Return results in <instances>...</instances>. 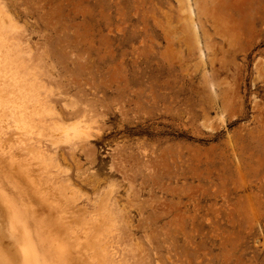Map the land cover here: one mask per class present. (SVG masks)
I'll list each match as a JSON object with an SVG mask.
<instances>
[{"label": "rangeland", "instance_id": "1", "mask_svg": "<svg viewBox=\"0 0 264 264\" xmlns=\"http://www.w3.org/2000/svg\"><path fill=\"white\" fill-rule=\"evenodd\" d=\"M0 94L15 264H264V0H0Z\"/></svg>", "mask_w": 264, "mask_h": 264}, {"label": "bare ground", "instance_id": "2", "mask_svg": "<svg viewBox=\"0 0 264 264\" xmlns=\"http://www.w3.org/2000/svg\"><path fill=\"white\" fill-rule=\"evenodd\" d=\"M15 80V79H14ZM22 81V80H21ZM31 87V86H30ZM30 87H28V88H30ZM14 88V87H13ZM21 88V87H20ZM31 88H33V87H31ZM17 89V88H16ZM18 90V89H17ZM28 92V91H27ZM18 94V93H17ZM27 94V93H26ZM1 95V94H0ZM28 95V99L30 98V100H31V98L33 99V100H31V101H35V100H38V99H34L35 97H34V95H33V93H32V97H31V94L29 95V94H27ZM14 96V95H13ZM18 96V95H17ZM21 97L20 98H22V96L23 95H20ZM19 97V96H18ZM24 97V96H23ZM26 98H27V96H25ZM34 97V98H33ZM15 98V97H14ZM17 98V97H16ZM25 98V101H27L28 103H30L29 101H28V99H26ZM37 98V97H36ZM9 100V99H8ZM16 100L17 99H15V100H13V104H14V101L16 102ZM20 100V99H19ZM19 100H17V102L16 103H19ZM24 100V99H23ZM39 101V100H38ZM7 102H9V101H7ZM11 103V102H10ZM9 103V104H10ZM15 103V104H16ZM35 103H37V102H35ZM26 104V103H25ZM31 104V106H33L34 105V103H30ZM30 104H28V105H30ZM33 104V105H32ZM38 104H40V103H38ZM11 105H12V103H11ZM23 105V104H22ZM28 105H25L26 106V108L28 107ZM5 106V105H4ZM24 106V105H23ZM17 107H19L20 108V106H18L17 105ZM30 107V106H29ZM34 107V106H33ZM33 107H32V109L30 110V112L33 110ZM44 107V106H43ZM42 107V108H43ZM18 109V108H17ZM22 109L24 110L23 112L24 113H26L25 112V110L26 109H24V107L23 108H21V111H22ZM37 109V108H36ZM35 109V110H36ZM6 110V109H5ZM18 110H20V109H18ZM8 111V110H7ZM20 111V112H21ZM36 111H34V113H35ZM16 114V113H15ZM17 114H19V111H18V113ZM21 114H23V113H21ZM21 114H19V116H21ZM29 114V113H28ZM31 114V113H30ZM32 115L33 114H31V116L29 115V117H31V118H33L32 117ZM37 115H38V113H37ZM10 116V115H9ZM35 116V115H34ZM15 117H17L18 118V116H15ZM27 117V116H26ZM34 118H36V117H34ZM20 119H22V118H20ZM20 119H18L19 120V122H20V125L18 126L19 128H20V126L21 125H24V124H21V121L22 120H20ZM42 119V118H41ZM18 120H16V122L18 121ZM25 120V119H24ZM28 121V120H27ZM40 121V120H39ZM7 122V121H6ZM14 122V121H13ZM15 122V123H16ZM41 122V121H40ZM44 121H42V123H43ZM2 123H3V121H2ZM5 123V122H4ZM25 123V122H24ZM2 125V124H1ZM16 125H18L17 123H16ZM30 125V124H29ZM14 126V125H13ZM31 126V125H30ZM17 127V126H16ZM17 127V128H18ZM22 127V126H21ZM25 127V126H24ZM41 127V126H40ZM16 128V129H17ZM26 128V127H25ZM24 128V129H25ZM32 127H30V129H31ZM27 129V128H26ZM25 129V130H26ZM34 129V128H33ZM13 130H14V128H13ZM23 130V129H22ZM31 131H33V130H31ZM26 132V131H25ZM24 132V133H25ZM63 135V134H62ZM30 139H31V137H30ZM35 140V139H34ZM42 144V143H41ZM22 146V145H21ZM0 195H2V194H0ZM4 200V199H3ZM5 201H7L6 199H5ZM5 203H7V202H5ZM6 206H7V209H9L10 210V223H9V227L10 228H14L15 227V223H16V221L14 222L13 220L17 217V214H16V212L14 211V210H12V208H11V206H10V204H6ZM13 219V220H12ZM18 235V234H17ZM52 238L50 237V240H51ZM18 240H19V244H18V251H19V253H20V259H19V262L17 263V264H37L36 262H37V258L35 257V254H36V250H34L35 249V247L33 246V241H32V239L29 237V234H27V232H26V230H22L21 231V234H19V236H18ZM54 239H52L51 240V243H52V241H53ZM53 245H54V243H53ZM56 245V244H55ZM54 245V247L56 248V246ZM58 245H59V243H58ZM36 258V259H35ZM91 259V258H90ZM110 259V258H109ZM98 260V259H97ZM111 261V260H110ZM114 262V261H113ZM0 264H15L14 263V261L12 260V258H11V256L7 253V252H5V250H3L2 249V247L0 246Z\"/></svg>", "mask_w": 264, "mask_h": 264}]
</instances>
